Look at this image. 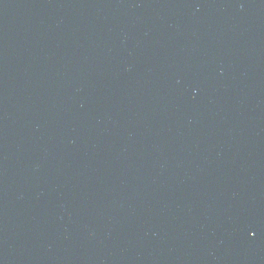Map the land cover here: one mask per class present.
Returning a JSON list of instances; mask_svg holds the SVG:
<instances>
[{
  "label": "water",
  "instance_id": "95a60500",
  "mask_svg": "<svg viewBox=\"0 0 264 264\" xmlns=\"http://www.w3.org/2000/svg\"><path fill=\"white\" fill-rule=\"evenodd\" d=\"M0 264H264V0H0Z\"/></svg>",
  "mask_w": 264,
  "mask_h": 264
}]
</instances>
